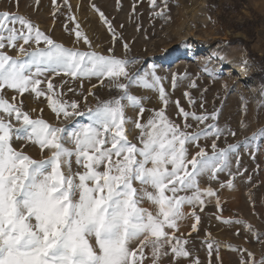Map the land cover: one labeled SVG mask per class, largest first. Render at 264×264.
<instances>
[{"label":"snow or ice","instance_id":"6c2138e0","mask_svg":"<svg viewBox=\"0 0 264 264\" xmlns=\"http://www.w3.org/2000/svg\"><path fill=\"white\" fill-rule=\"evenodd\" d=\"M162 4L154 15L164 16L167 0ZM150 6L155 9L156 0H150ZM91 7L115 41L112 24L95 5ZM71 31L74 43L82 40L92 48L79 24ZM6 48L16 49L17 56L9 55ZM124 48L128 50V45ZM225 59L209 57L210 62L223 63ZM133 63L136 61L118 58L112 48L105 52L67 48L30 19L6 11L0 14V264H163L165 258H170V264H180L181 259L200 264L186 242L176 236L181 221L190 215L195 221L191 230L198 231L200 217L195 209L203 210L205 198L216 196L211 186L202 184L219 182L221 173L242 175L239 150L249 146L258 150L264 128L241 143L218 148L221 137L236 136L234 130L219 126V110L208 113L201 99L198 115L176 101L178 117L184 121L181 126L167 115L169 97L155 70L130 74L127 69ZM240 67L247 71L252 66L245 58ZM203 71L209 78H219L207 65ZM49 73L81 81L80 95L85 79H96L101 85L107 81L105 86L120 95L98 101L95 108L84 112L78 101L59 98L62 94L57 93L51 79L46 92L40 87L41 77ZM177 82L173 74L174 90ZM62 85L70 82L64 80ZM134 86L156 91L165 106L153 110L143 123L139 118L130 121L125 115L126 108L137 109L138 117L148 111L143 98L129 92ZM190 87L197 85L192 82ZM5 90L14 93L11 102ZM68 91L75 89L69 86ZM26 92L35 98L44 96L57 120H71L72 127H56L43 118H31L23 110V101L17 102V94ZM88 95L95 94L89 90ZM184 96L190 106L195 105L188 92ZM85 116L86 123L75 119ZM13 119L19 127L12 125ZM189 120L204 127L189 132ZM129 123L139 132L138 143L128 139ZM209 139L211 153L200 143ZM14 140L24 143L17 148ZM28 145L38 147L42 158L27 154ZM45 151L50 153L47 158H43ZM233 156L235 173L231 171ZM225 186L231 189L233 179L226 185L220 183L221 188ZM185 207L192 212L186 214ZM207 247L211 250L213 245L208 243ZM248 256L244 264H256L252 254ZM259 264H264V259Z\"/></svg>","mask_w":264,"mask_h":264},{"label":"rangeland","instance_id":"374dc122","mask_svg":"<svg viewBox=\"0 0 264 264\" xmlns=\"http://www.w3.org/2000/svg\"><path fill=\"white\" fill-rule=\"evenodd\" d=\"M156 4L154 9L150 6V0H68L67 5L64 0H56V5L53 0H0V14L6 11L30 19L67 48L97 52L112 48L118 58L136 61L127 69L130 74L141 69L144 72L154 69L169 97L167 115L181 126L184 121L178 117L176 101L185 110L199 115L200 101L203 99L208 113L214 109L219 110V126L236 132L235 137H221L217 141L218 148L241 143L258 129L264 128V107H261L264 105V85L251 75L258 70L254 57L264 56V0H167L163 17L154 15L163 7L162 0H156ZM91 5L102 11L112 24L117 34L115 41ZM76 24H79L82 33L90 40L91 49L82 40L74 43L76 37L71 30ZM124 44L128 45V50H125ZM201 44H206L208 49L202 51ZM4 51L17 56L16 49L6 48ZM212 56H224L226 59L223 63L216 60L210 62L209 57ZM245 58L252 66L247 71L240 67L241 60ZM206 65L209 70L217 72L219 78H209L203 71ZM173 74L177 75L178 81L175 90L172 87ZM48 79L52 80L57 93L62 94L59 98L69 102L78 101L80 110L84 112L89 107L95 108L98 101L120 95L115 89L110 90L105 86L107 81L101 85L96 79L83 80V95H80L81 81H73L63 74L54 76L50 73L41 77L40 87L45 92ZM64 80H68L70 85H62ZM192 82L197 87H190ZM69 86L75 91H68ZM89 90L95 95L89 96ZM5 92L11 102L14 93L11 90ZM129 92L142 97L143 106L148 109L142 117H138L137 109L126 108L125 115L130 121L139 118L143 123L153 110L165 107L156 91L134 86ZM185 92L196 101L194 106L189 105ZM19 101H23V110L33 119L43 118L56 127H72L71 120H57L44 96L35 98L26 92L23 95L17 94ZM75 119L80 123L87 122L86 116ZM11 123L14 127L20 126L14 119ZM188 123L191 124L189 132L204 127L198 126L193 120ZM126 127L128 139L138 143L136 138L139 132L134 124L129 123ZM13 143L19 148L24 142L14 140ZM200 143L211 153V139L201 140ZM257 143L258 150L254 146H249L247 150L241 147L239 150L242 175L231 177L221 173L219 182L202 184V187L211 186L216 196L205 198L203 210L200 207L195 209L196 215L200 217L198 231L192 232L191 225L195 221L190 215L181 221L176 236L186 242L187 249L193 253V257H198L200 264H244L249 261V253L256 264L264 259V139ZM25 151L34 159L42 158L36 146L28 145ZM49 155L45 151L43 158ZM73 170H76L75 163ZM231 171H237L235 156L231 158ZM229 179H233V187L221 188L220 183L226 185ZM192 210L185 207L186 214ZM223 221L233 223L225 224ZM208 243L213 245L211 250L207 247ZM163 264H170V258H165ZM180 264H188V261L181 259Z\"/></svg>","mask_w":264,"mask_h":264},{"label":"trees","instance_id":"16d2710c","mask_svg":"<svg viewBox=\"0 0 264 264\" xmlns=\"http://www.w3.org/2000/svg\"><path fill=\"white\" fill-rule=\"evenodd\" d=\"M251 55V53L248 52ZM256 64L258 65V70L254 73H251L252 77H254L259 83L264 85V56L263 57H254Z\"/></svg>","mask_w":264,"mask_h":264},{"label":"bare ground","instance_id":"6f19581e","mask_svg":"<svg viewBox=\"0 0 264 264\" xmlns=\"http://www.w3.org/2000/svg\"><path fill=\"white\" fill-rule=\"evenodd\" d=\"M200 48H201L202 51H204V50L208 49V46L206 44H201Z\"/></svg>","mask_w":264,"mask_h":264}]
</instances>
